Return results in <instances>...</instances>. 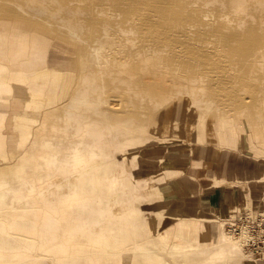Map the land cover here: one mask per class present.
Returning <instances> with one entry per match:
<instances>
[{
    "label": "bare ground",
    "instance_id": "6f19581e",
    "mask_svg": "<svg viewBox=\"0 0 264 264\" xmlns=\"http://www.w3.org/2000/svg\"><path fill=\"white\" fill-rule=\"evenodd\" d=\"M0 17L29 29L0 31V105L32 109L18 119L27 138L49 117L67 130L65 137L34 140L48 150L20 155L33 163L0 178V264H41L30 258L34 240L58 256L54 264H161L163 252L180 264L235 260L230 253L245 249V234L228 235V252L219 225L212 234L211 224L185 219L198 203L214 208L211 192L220 203L232 191L214 186L197 200L188 175L199 159L228 176L243 167L233 166L226 150L217 152L222 165H211L213 150L198 146L203 135L178 113L188 105L226 108L256 120V111L264 124V0H0ZM40 33L77 55L49 64ZM67 97L72 113L60 116ZM2 122L0 114V141ZM229 127L221 119L222 134H215L225 145L238 141ZM114 141L122 164H95L93 150L106 153ZM244 168L247 176L258 173L254 164ZM24 193L26 205H41L37 215L28 206L10 212ZM121 227L124 239L116 233ZM136 237L140 243L130 242ZM209 246V256L184 254Z\"/></svg>",
    "mask_w": 264,
    "mask_h": 264
},
{
    "label": "rangeland",
    "instance_id": "374dc122",
    "mask_svg": "<svg viewBox=\"0 0 264 264\" xmlns=\"http://www.w3.org/2000/svg\"><path fill=\"white\" fill-rule=\"evenodd\" d=\"M14 26L18 28L16 30H29L22 23H16L13 19H10L8 17H0V31L9 33ZM40 35L44 44L47 46V48L45 49L46 62L47 51H49V53L52 55L48 56V58L51 59L49 60V64L57 65L59 63H62L63 61H68V59H73L75 55H77V53L75 51H72L71 49H64L59 47L54 48V39L42 33H40ZM68 99L69 97H67L64 102H62L64 106H67L62 109L60 116H65L69 113H72V110L68 107L67 104ZM28 100L29 96H25L23 99L24 103H27ZM0 106L7 107V109H5L4 111L0 109V114H2L3 116L1 130L6 136L0 141V156H6V158L4 159H1L0 157V178L4 176L9 177L11 175V172L15 171L21 162H26L28 166L33 163V158L25 157V160L23 161L19 157L20 155H23L25 153L29 155L33 152L35 158V153L37 151L46 152V150H48L44 146H39L38 144L33 143L34 140H52L53 137L67 136V130L61 126H56V119L49 117L45 119V123L38 131H35L27 138V136H24L18 131V119L23 111L31 112L32 109L28 108L24 104H22V107H15L12 105L9 106V104H6V106L1 104ZM239 112L240 110H229L226 108L221 110L215 108L211 110H204L202 108L191 109L188 105L186 106L184 113H178V116L181 119H184L183 121L187 123L188 126L192 127L191 129L194 133L203 135V138L198 141V146L203 149L208 148L213 150L212 155L208 157V161L211 165L215 164L217 166H221V156L218 155L217 152L226 150L229 151L230 155L228 160L231 161L233 166L243 167L238 174H232L228 176L224 173L219 172L217 168L206 169L202 165V162L205 160L199 159L197 163L192 165V169L190 170V173L188 175L189 177H192L191 179L197 184L196 191L194 192V198L197 200H202L203 196H205L206 190L211 189L214 186L221 185L226 189H230L232 191L224 200V202L220 203L217 200V195L214 192H211L209 196L210 200L214 202V208L209 211H205L203 210V207L200 205V203H198V205L194 209V213H190L185 217V219L187 220H196L198 222L204 223L205 225L211 224L212 234H214L215 232L213 231V225H219L221 227V233L227 237L222 247H224L228 252V247L230 246H228V243L232 242V238L228 237V235L230 234H228L226 230H224V227L230 220H232L231 218H234L240 214H248L252 218H254V221H243V226L247 227L249 233H254L253 231H256L258 229L257 224L260 223L258 219H264V124L262 123L261 118H259L256 111L251 112V115L257 117L256 120H253V117H248ZM221 119H224L226 122H228V124L230 125L229 130H236L238 141L233 143V145H225L219 142V140H217L215 136V134H222V130L219 131V123ZM54 126H56L57 131L52 132L51 128ZM110 135H113V133H111ZM167 138L170 139L172 137L169 136ZM142 139L145 140L143 136ZM114 145L115 147L113 149H109V151L106 153H103V149H94L93 151L99 154V158L93 159L94 163L97 165H104L106 161H109L112 162V164L114 163L121 165L122 163L120 161V158H114V156L119 155V151L120 149L122 150V148L116 141H114ZM132 162V160H129L125 164L128 172L130 171ZM247 164H254L258 166V173L255 176H247L246 170L244 168L247 167ZM187 167L191 168L190 165H188ZM201 180H204L202 182L203 185L205 183L207 184L202 186ZM124 182L127 183V180H125ZM166 184L170 185L168 181L166 182ZM118 187L119 186H117V188ZM253 196L258 197V199L255 201L256 203L254 202V205L251 202ZM29 199L30 198L24 193L22 198H20V202L14 204L15 208L9 206L11 208L10 212L14 216H17V214L22 213V209L25 208V206H28L33 209V214L37 215V213L41 211V205H26L25 203ZM178 199L186 202L188 200V197L186 195H179ZM171 206L172 204L163 207L162 214L165 215L164 210L169 211L171 209ZM250 211H252L253 213L251 214ZM10 212H5L3 216L9 215ZM135 220L136 221H134V223L137 224L138 219L135 218ZM176 220H178V218H175L173 221ZM117 221L119 222L120 220L117 219ZM263 225L264 224H261V227L264 229ZM116 233L119 235V239H124L123 235L125 233L128 235V231L122 227ZM129 235H131V232H129ZM140 240V237H136L135 239L132 238L130 242L137 241L138 243H140ZM34 241L36 242V253L30 258L39 261V263L41 264H54L55 259L58 256L53 251H48L46 249V246L42 242H37V240ZM51 243L54 244L55 242ZM121 244L123 245V243ZM259 244V246L261 247L262 244L260 241ZM213 252L214 247L209 246L206 249H198L194 250L193 252H185L184 254L189 253L187 256L195 257V259H198L209 256ZM230 254L232 256L230 258H233L235 260L227 259L224 262H216V264H239L238 260H243L245 262L247 261L246 264L249 262H251L249 264H264V251H261L259 248L248 251L243 249L242 247H237L236 251ZM168 255V253H162L161 264H180L179 256H176L174 258V256ZM193 263L195 264V262ZM122 264H129V262Z\"/></svg>",
    "mask_w": 264,
    "mask_h": 264
},
{
    "label": "built area",
    "instance_id": "2783aa9c",
    "mask_svg": "<svg viewBox=\"0 0 264 264\" xmlns=\"http://www.w3.org/2000/svg\"><path fill=\"white\" fill-rule=\"evenodd\" d=\"M244 220L254 221L255 219L248 214H240L230 220L225 225L224 230H226V232L233 237H240L245 234L243 237L245 249L251 251L259 248L261 251H264V229L261 227V224H264V219H258L260 223L257 224L258 229L256 231H253L254 233H249L247 227L243 226ZM259 241L262 244L261 247L259 246Z\"/></svg>",
    "mask_w": 264,
    "mask_h": 264
}]
</instances>
